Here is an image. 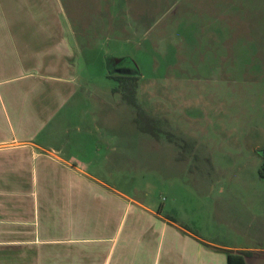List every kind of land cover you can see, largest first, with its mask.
I'll return each mask as SVG.
<instances>
[{"label": "rangeland", "instance_id": "1", "mask_svg": "<svg viewBox=\"0 0 264 264\" xmlns=\"http://www.w3.org/2000/svg\"><path fill=\"white\" fill-rule=\"evenodd\" d=\"M63 2L88 35L93 63L77 77L79 122L61 119L60 130L95 131L89 166L76 171L93 178L94 192L132 205L117 203L109 224L147 225L143 205L217 246L264 247V0ZM115 56L138 73L140 105L187 139L183 158L176 144L138 128L136 109L109 77L117 71L106 60ZM69 148L84 155L76 138ZM173 241L168 235L158 253L148 251L146 264H171ZM250 264H264V252Z\"/></svg>", "mask_w": 264, "mask_h": 264}, {"label": "crops", "instance_id": "2", "mask_svg": "<svg viewBox=\"0 0 264 264\" xmlns=\"http://www.w3.org/2000/svg\"><path fill=\"white\" fill-rule=\"evenodd\" d=\"M72 18L63 0H0V264H146L168 235L171 264H228L226 252L206 244L253 252L247 264L261 256L264 247L217 246L143 205L147 225L109 224L117 203L132 205L94 192L93 178L77 173L89 166L85 146L95 131L60 130L61 119L79 122L84 84L77 77L93 63L84 52L88 35ZM124 61L107 57L106 64L132 73ZM72 138L82 157L70 151ZM168 225L175 226L169 234Z\"/></svg>", "mask_w": 264, "mask_h": 264}, {"label": "trees", "instance_id": "3", "mask_svg": "<svg viewBox=\"0 0 264 264\" xmlns=\"http://www.w3.org/2000/svg\"><path fill=\"white\" fill-rule=\"evenodd\" d=\"M109 77L118 81V87L115 89L116 92H119L122 99L136 109L135 120L138 128L151 134L156 139L166 138L170 143L174 145L176 144L179 148H181V156L179 157L183 158V156H185V152L189 150V142L187 139L175 133L174 130H171L170 121L166 117L151 115L140 105L138 101V87L140 79L138 73L113 72L109 74ZM260 174L264 176V167L260 170ZM206 245L216 250L226 252L228 264H247V257L254 254L250 251H235L211 246L209 244Z\"/></svg>", "mask_w": 264, "mask_h": 264}]
</instances>
